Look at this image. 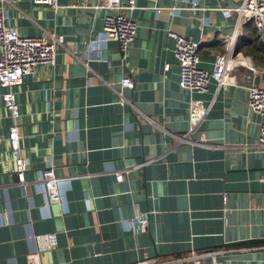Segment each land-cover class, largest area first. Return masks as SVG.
<instances>
[{
	"label": "crops",
	"instance_id": "0c3cea01",
	"mask_svg": "<svg viewBox=\"0 0 264 264\" xmlns=\"http://www.w3.org/2000/svg\"><path fill=\"white\" fill-rule=\"evenodd\" d=\"M88 0H58L54 13L34 0H15L6 23L20 34L64 35L55 64L36 66L13 88L19 105L20 151L29 162L18 184L8 141L11 114L0 104V264H264V150L259 116L247 107L248 88L264 85V43L255 26L233 54L226 84L204 93L178 85L171 29L200 42V67L211 71L212 50L226 44L235 13L226 0H136L137 35L123 60L117 41L97 42L106 11L81 9ZM93 1V0H91ZM176 7L170 14L163 7ZM91 43L100 58L87 72L70 50ZM169 69L164 70V64ZM88 74L109 82L90 83ZM131 76L121 105L115 89ZM4 91L0 88V92ZM208 106L190 133L189 102ZM61 179L62 204L48 203L39 181L44 158ZM115 172L123 178L117 181ZM149 214L146 232L137 215ZM54 233L47 247L43 235ZM224 244V245H222ZM227 244V245H226ZM210 253L195 260L191 255ZM33 257L34 261L30 260Z\"/></svg>",
	"mask_w": 264,
	"mask_h": 264
},
{
	"label": "built area",
	"instance_id": "2783aa9c",
	"mask_svg": "<svg viewBox=\"0 0 264 264\" xmlns=\"http://www.w3.org/2000/svg\"><path fill=\"white\" fill-rule=\"evenodd\" d=\"M15 0H0V104L11 114L12 123L8 125V141L12 153L15 156V173L18 184L25 183V173L28 170L29 162L20 151V110L16 101L14 87L20 86L24 78L31 74L36 66L44 64H55V55L59 47L63 46L64 35L55 31H43L39 35L28 36L20 34L14 27L6 23L8 6H14ZM58 0H34L37 4H46L57 13L59 10ZM226 0H216L217 7ZM235 5L221 8L225 15L235 13L233 31L231 34L218 33V39L226 44L223 52L215 49L211 51L213 67L207 71L200 67L199 48L200 42L191 39L189 36L177 33L171 29L166 31L168 38L172 40V55L178 65V85L185 92L204 93L208 90L209 83L213 80L217 86L226 84L227 68L235 62L243 65L253 73L256 72L255 64L249 57L240 54H233V46L241 27L245 23H252L262 43H264V0H232ZM81 9H103L106 14L103 17L102 27L97 35V42L106 40L117 41L122 59L130 44L137 35L138 24L133 18V11L136 8V0H88L77 5ZM171 14L176 7H163ZM95 49L91 43H85L82 51L70 50L73 57L80 61L89 73V61L99 59L100 55L94 53ZM169 63L164 64V70L169 69ZM92 72V71H91ZM93 73V72H92ZM90 83L109 82L102 80L96 74H88ZM120 87L115 89L121 105L131 106V102L125 97L124 89L133 88L134 80L131 76H124L120 80ZM247 107L255 115L259 116V134L257 146L264 150V85H252L248 88ZM208 111V106L198 100L189 102L188 121L189 129L182 135H176L179 143L189 142L190 133L201 122ZM45 165L41 170L39 181L43 187V193L48 203L62 204L60 181L55 173V166L49 158H44ZM115 178L119 182L123 178L121 172H115ZM138 232H146L149 225V214L137 215L134 218ZM46 246L54 248L57 239L54 233L43 235ZM210 253L193 254L195 260H199ZM34 261L33 257H30Z\"/></svg>",
	"mask_w": 264,
	"mask_h": 264
},
{
	"label": "trees",
	"instance_id": "16d2710c",
	"mask_svg": "<svg viewBox=\"0 0 264 264\" xmlns=\"http://www.w3.org/2000/svg\"><path fill=\"white\" fill-rule=\"evenodd\" d=\"M242 30H243L242 32H244V35L241 36L242 39H245L246 36H251L254 33L253 28L249 23H246Z\"/></svg>",
	"mask_w": 264,
	"mask_h": 264
},
{
	"label": "water",
	"instance_id": "95a60500",
	"mask_svg": "<svg viewBox=\"0 0 264 264\" xmlns=\"http://www.w3.org/2000/svg\"><path fill=\"white\" fill-rule=\"evenodd\" d=\"M256 241H264V238L249 239V240H244V241L236 242V243L256 242ZM222 245H224V244H222Z\"/></svg>",
	"mask_w": 264,
	"mask_h": 264
}]
</instances>
